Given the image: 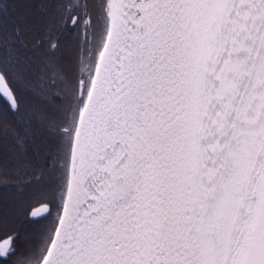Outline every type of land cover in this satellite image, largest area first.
Here are the masks:
<instances>
[{
  "label": "snow or ice",
  "instance_id": "snow-or-ice-1",
  "mask_svg": "<svg viewBox=\"0 0 264 264\" xmlns=\"http://www.w3.org/2000/svg\"><path fill=\"white\" fill-rule=\"evenodd\" d=\"M34 7L45 50L28 71L32 28L0 0V95L43 161L24 208L36 228L20 248L0 227L2 264H264V0ZM13 83L39 110L20 115Z\"/></svg>",
  "mask_w": 264,
  "mask_h": 264
},
{
  "label": "trees",
  "instance_id": "trees-1",
  "mask_svg": "<svg viewBox=\"0 0 264 264\" xmlns=\"http://www.w3.org/2000/svg\"><path fill=\"white\" fill-rule=\"evenodd\" d=\"M8 4L7 17L10 19H18L21 14L27 16L29 26L32 31L26 33V40L29 47L21 50L22 67L30 71V65L40 57L37 53H43L45 45H41L39 49L33 46L40 40L43 35L42 26L44 20L37 13L36 7L41 3V0H6ZM51 2V0H49ZM83 0H71L74 5L81 3ZM75 16L76 13L73 12ZM71 21H69V24ZM59 49L54 51L57 57L67 58L66 53L72 42V29L69 28L66 32L59 36ZM47 45L52 43V38L46 42ZM51 52L52 50L49 49ZM15 95L19 98L21 105V113L41 107L40 102L36 100L29 92L13 83ZM7 112L6 119L0 116V180H7V187L0 186V204L12 205L14 210L8 215L6 225L0 222V227H6L9 233L18 232L21 240L18 242L20 248H24V238L34 232L36 225L28 223L25 220L24 208L26 207L29 197L32 193V187L28 185L31 179V173L34 166L43 164L42 158L38 153V148L41 145V133L35 124L33 131L26 136L22 148L18 147L16 140L13 138L15 133L20 135L25 134V123L19 116L11 111L8 104L0 97V113ZM16 157L13 160V157ZM22 163L17 164L16 161ZM27 165V166H25ZM5 173L7 175L5 176ZM27 258H32L28 256Z\"/></svg>",
  "mask_w": 264,
  "mask_h": 264
},
{
  "label": "water",
  "instance_id": "water-1",
  "mask_svg": "<svg viewBox=\"0 0 264 264\" xmlns=\"http://www.w3.org/2000/svg\"><path fill=\"white\" fill-rule=\"evenodd\" d=\"M0 97L6 102V99L2 96V95H0ZM7 103V102H6ZM8 104V103H7ZM36 210V208H34L32 211H35Z\"/></svg>",
  "mask_w": 264,
  "mask_h": 264
},
{
  "label": "flooded vegetation",
  "instance_id": "flooded-vegetation-1",
  "mask_svg": "<svg viewBox=\"0 0 264 264\" xmlns=\"http://www.w3.org/2000/svg\"><path fill=\"white\" fill-rule=\"evenodd\" d=\"M0 264H2V258H0Z\"/></svg>",
  "mask_w": 264,
  "mask_h": 264
}]
</instances>
